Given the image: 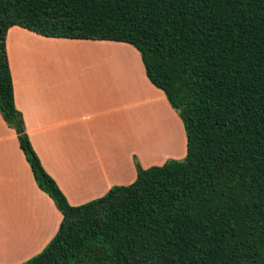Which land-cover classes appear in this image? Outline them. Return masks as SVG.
<instances>
[{
    "label": "trees",
    "instance_id": "1",
    "mask_svg": "<svg viewBox=\"0 0 264 264\" xmlns=\"http://www.w3.org/2000/svg\"><path fill=\"white\" fill-rule=\"evenodd\" d=\"M133 45L186 136L182 158L71 205L44 169L14 91L6 34ZM0 114L62 214L19 264H264V0H0Z\"/></svg>",
    "mask_w": 264,
    "mask_h": 264
},
{
    "label": "crops",
    "instance_id": "2",
    "mask_svg": "<svg viewBox=\"0 0 264 264\" xmlns=\"http://www.w3.org/2000/svg\"><path fill=\"white\" fill-rule=\"evenodd\" d=\"M6 52L30 142L71 205L133 182L134 158L146 168L184 157L183 124L133 45L47 37L14 25ZM61 219L0 114V264L40 252Z\"/></svg>",
    "mask_w": 264,
    "mask_h": 264
},
{
    "label": "rangeland",
    "instance_id": "3",
    "mask_svg": "<svg viewBox=\"0 0 264 264\" xmlns=\"http://www.w3.org/2000/svg\"><path fill=\"white\" fill-rule=\"evenodd\" d=\"M143 140H144L145 144H147L148 146H150L151 141H150L149 139H147L146 137H144ZM165 151H166V150H163V149L160 151V153H159V158L163 156V154L165 153Z\"/></svg>",
    "mask_w": 264,
    "mask_h": 264
}]
</instances>
